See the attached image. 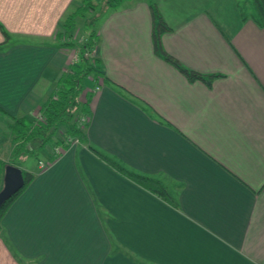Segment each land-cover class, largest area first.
I'll use <instances>...</instances> for the list:
<instances>
[{
    "label": "crops",
    "instance_id": "crops-1",
    "mask_svg": "<svg viewBox=\"0 0 264 264\" xmlns=\"http://www.w3.org/2000/svg\"><path fill=\"white\" fill-rule=\"evenodd\" d=\"M82 2L0 0L8 159L9 119L33 118L71 66L56 34ZM153 2L164 51L217 76L188 81L153 53L146 0L92 17L101 84L82 80L86 143L18 164L33 178L0 217V264H264V25L236 0Z\"/></svg>",
    "mask_w": 264,
    "mask_h": 264
},
{
    "label": "trees",
    "instance_id": "trees-1",
    "mask_svg": "<svg viewBox=\"0 0 264 264\" xmlns=\"http://www.w3.org/2000/svg\"><path fill=\"white\" fill-rule=\"evenodd\" d=\"M81 6L72 13L66 15L61 23V31L56 36L59 41L65 34L75 26L76 17H82L84 12L91 10L94 5L92 0H83ZM126 0H104L107 8L115 9ZM243 1V2H242ZM238 3V11L240 17L252 19L258 26L264 25V0H242ZM150 15H151V43L153 53L164 62L175 68L188 81L199 80L209 84L210 80L217 75H202L184 67L174 57L166 53L161 45V36L168 31V27L159 14L153 0H146ZM92 3V4H91ZM95 18H90L84 21L86 27L85 41L78 47L80 54V63L70 66L68 71L63 73L58 80L53 92L40 105L38 112L40 119L36 118H10L8 128L12 134V152L11 157L7 162L0 161V171H3L6 164L18 167V160L30 156L37 159L38 152L45 143H52L55 147L62 150L65 149L71 140H76L78 143H86L84 137L85 124L79 122L80 118L87 116L89 93L85 92L84 102H79V96L82 92V80L88 76L96 82L101 79V72L97 66V59L84 58L83 54L86 50H92L96 45L97 35L94 29ZM0 32L4 40L8 39L6 31L0 25ZM60 46H72L71 43H60ZM104 81V78H102ZM88 148L93 150L89 145ZM95 151V150H93ZM96 152V151H95ZM99 154V157L107 161L120 173H125L138 185L159 195L165 193L164 187L158 181L126 172L125 169L113 160ZM55 156L57 154L54 153ZM24 185H27L33 178V175L23 171ZM23 187L10 199H8L0 209V217L12 201V199L23 189Z\"/></svg>",
    "mask_w": 264,
    "mask_h": 264
},
{
    "label": "rangeland",
    "instance_id": "rangeland-1",
    "mask_svg": "<svg viewBox=\"0 0 264 264\" xmlns=\"http://www.w3.org/2000/svg\"><path fill=\"white\" fill-rule=\"evenodd\" d=\"M83 1V0H79ZM242 0H236V7L238 8V3H240ZM85 2V1H83ZM94 5L91 6V10L88 12H84L82 17H77L76 18V24L74 28L69 32L68 34H65L63 38L61 39V43H71L72 46H65L66 48H69L71 51V63L69 65L74 66L80 63V54L78 47L85 41V34H86V27L83 25L85 19H90L95 16H99L106 11V5L104 3V0H92L91 1ZM243 2V1H242ZM91 3V4H92ZM1 25V24H0ZM2 26V25H1ZM0 35L2 33L0 32ZM3 37V35H2ZM84 58L88 59H94V48L92 50H86L83 54ZM85 82V85H89L88 81L89 76L85 79H83ZM80 102V99H79ZM39 113H36L33 118L38 119ZM0 119V157L1 159H5L7 161L6 157V151L9 148L10 140L8 139V134L6 136V133L8 131L7 127L3 125V120ZM54 145L52 143H45L42 148L38 152L37 158L42 160L45 155L53 151ZM9 160V159H8ZM19 164L22 165L25 169L27 168H34L36 160L30 156H27L23 161L18 160L17 161Z\"/></svg>",
    "mask_w": 264,
    "mask_h": 264
},
{
    "label": "water",
    "instance_id": "water-1",
    "mask_svg": "<svg viewBox=\"0 0 264 264\" xmlns=\"http://www.w3.org/2000/svg\"><path fill=\"white\" fill-rule=\"evenodd\" d=\"M23 185L22 170L19 167L6 164L3 169L2 186L0 188V209Z\"/></svg>",
    "mask_w": 264,
    "mask_h": 264
},
{
    "label": "built area",
    "instance_id": "built-area-1",
    "mask_svg": "<svg viewBox=\"0 0 264 264\" xmlns=\"http://www.w3.org/2000/svg\"><path fill=\"white\" fill-rule=\"evenodd\" d=\"M101 84V80H98L97 81V84H96V86H95V88H94V90H97L98 89V86ZM39 113V112H38ZM38 115H40V114H38ZM38 119H40V116H38ZM87 121H88V119H87V116H83V117H81L80 118V120H79V122L81 123V124H86L87 123ZM72 141V140H71ZM70 141V142H71ZM76 141V140H75ZM62 152V149L61 148H59V147H55L54 148V153L55 154H60ZM40 166H42V165H40Z\"/></svg>",
    "mask_w": 264,
    "mask_h": 264
}]
</instances>
